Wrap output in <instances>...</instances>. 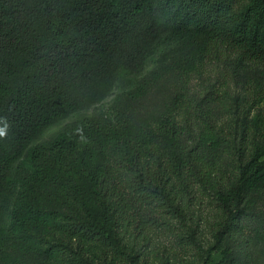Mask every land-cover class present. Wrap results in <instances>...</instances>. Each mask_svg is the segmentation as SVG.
<instances>
[{"label":"trees","instance_id":"obj_1","mask_svg":"<svg viewBox=\"0 0 264 264\" xmlns=\"http://www.w3.org/2000/svg\"><path fill=\"white\" fill-rule=\"evenodd\" d=\"M182 39L200 57L264 67V0H0V264H133L119 231L161 227L195 190L224 211L217 241L237 232L264 134L250 151L257 139L239 135L236 113L218 123L216 101L195 100L182 123L132 122L118 105L39 142ZM251 120L264 129L262 111Z\"/></svg>","mask_w":264,"mask_h":264},{"label":"rangeland","instance_id":"obj_2","mask_svg":"<svg viewBox=\"0 0 264 264\" xmlns=\"http://www.w3.org/2000/svg\"><path fill=\"white\" fill-rule=\"evenodd\" d=\"M189 44L182 39L159 49L140 76L121 72L114 90L103 102L52 126L39 142L56 137L71 123L118 105L129 109L132 122L162 119L171 112L182 123L194 101L203 98L216 101L211 109L218 123L231 120L235 113L240 116L243 122L239 135L257 139L249 146L252 151L264 134V129L256 128L251 120L258 111L264 113V67L239 64L231 57L221 61L200 57L197 48ZM153 72L161 77L141 95V83ZM230 180L239 182L236 175ZM245 192L240 227L222 243L217 241V234L224 211L213 194L199 190L186 199L182 214L166 216L161 227L143 236L132 230H120L118 235L131 252L133 264H264V165ZM24 259L25 264H41L33 256Z\"/></svg>","mask_w":264,"mask_h":264}]
</instances>
